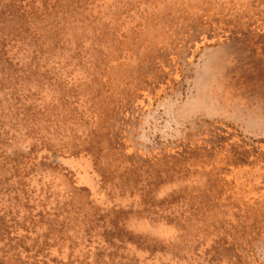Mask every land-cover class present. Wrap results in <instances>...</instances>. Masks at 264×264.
Listing matches in <instances>:
<instances>
[{
    "label": "rangeland",
    "instance_id": "1",
    "mask_svg": "<svg viewBox=\"0 0 264 264\" xmlns=\"http://www.w3.org/2000/svg\"><path fill=\"white\" fill-rule=\"evenodd\" d=\"M0 264H264V0H0Z\"/></svg>",
    "mask_w": 264,
    "mask_h": 264
}]
</instances>
